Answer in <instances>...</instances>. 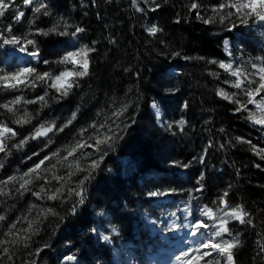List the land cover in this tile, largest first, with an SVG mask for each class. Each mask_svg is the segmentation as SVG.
<instances>
[{
  "label": "trees",
  "instance_id": "trees-1",
  "mask_svg": "<svg viewBox=\"0 0 264 264\" xmlns=\"http://www.w3.org/2000/svg\"><path fill=\"white\" fill-rule=\"evenodd\" d=\"M51 2L54 12L61 15L68 13V8L74 5L76 11L70 10L66 15L74 24L85 29L79 34L82 45L93 46L91 42L97 41L94 45L96 52L90 57L91 74L79 81L80 88L75 89L72 95L59 103L52 99L55 93L50 89L49 96L45 97L49 107L41 109L40 102L25 105L26 108L18 114H23L25 110L31 113L34 119L30 124L16 125L12 123L16 117L0 109V112H5L0 120H4L8 126L19 133L18 137L8 142L9 146L32 133L35 126L44 120L59 118L58 123H63L65 116H70L78 105H82L77 120L64 132L54 136L55 145L62 148L65 144L73 142L72 138L80 127L97 119V111L103 109L110 113L111 109L108 105L113 99L117 101L116 106L118 107L120 102L129 97L135 99L133 94L137 91L142 92L143 95L139 101L136 123L128 130L119 151L106 162L114 172L111 174L104 171L99 172L96 179L88 186V199L77 216H69L63 223H60L58 217H42L43 222L36 225L39 231L29 234L31 239L27 241V247L24 241L17 245H9L14 253V260L11 264H30L31 260H35L36 264H58L61 258L69 253L75 255L82 264H91L94 255L102 259L100 264H112L109 248L93 241L90 231L95 225L93 215L101 209L108 212L112 223L119 228L120 240L134 242V235L141 228L140 214L144 211L145 204L148 203L144 194L156 187L191 189L198 170L205 166L193 162L188 169H181L171 167L169 162L176 160L187 163L193 156H200L209 139L214 142L232 140L235 146L228 147L225 151H218L215 148L209 150L206 158L205 191L202 194L198 193V199L194 201L195 206L208 205L216 212L217 205H214L212 201L219 195L220 189L232 184L233 187L227 198L229 206L242 205L246 211L251 213L256 224L253 228L241 225L238 221L230 222L232 235L239 237V244L233 249L234 264H264V253L257 254V241L260 239L257 233L264 235V223H262L264 222V187H262L264 186V170H262L264 161L253 155L250 145L238 144L234 138L241 136L261 147H264V140H261V134L246 119L248 115L246 112L233 114L232 109L236 106L215 95L217 87H222L229 92L237 91L224 83L225 80H231L228 73L216 65L205 64L197 60L173 59L170 55L171 51L182 50L183 54L189 56L227 60L218 46L219 42L223 36L237 37L232 42L237 41L239 39L237 33L229 34L222 31V26L218 24L204 25L196 20L195 16L188 12L186 6L190 0H167V3L164 0H158L162 6L155 13L147 14L151 18L150 21L131 8L130 0H96V6H92V0H51ZM199 2L203 3V0ZM202 5L204 6V3ZM81 6L83 9L80 8ZM141 6L143 7L142 3ZM201 11L211 14L210 9L206 7H203ZM177 13L184 18L179 25L173 23ZM30 14L32 12L27 10L25 14L27 19ZM188 17L191 19L187 20ZM27 19L14 25L15 29L18 31ZM149 22L156 23L164 29L163 35L158 34L152 43L148 42L151 38L147 37L141 27ZM0 23L3 25L12 23L11 15L8 16L6 13L4 18H0ZM46 25V20L44 23L38 22L40 27ZM244 29L238 31L246 34ZM244 38L247 41L251 40L248 35ZM110 39L115 40V43H109ZM160 39H165L169 45L168 49L164 50L165 55L160 54L162 51L159 45ZM49 40L65 39L50 37ZM256 43L257 40L253 39L251 44L247 42L246 45L252 51H256ZM63 47L65 44L42 46V59L53 61L54 51L57 52L58 58L60 49ZM53 66V63H50L43 64L41 67L46 71H51L50 67ZM41 67L38 66V68ZM161 69L166 71L161 72ZM172 69L176 70L179 75L173 74L170 71ZM136 72L140 73V79L136 77ZM211 72H217L219 76L213 77L210 75ZM161 78L174 84L178 89L175 95L167 101L170 106L168 118L178 119L183 116L186 119L187 126L182 135L165 134L151 118L148 104L154 93L160 90L157 81ZM38 87L40 90L38 93L31 92L30 88L23 89L21 92L35 98L37 95H43V87ZM129 89H132V93H129ZM126 93L128 96L125 95ZM6 94L3 98L0 97V103L9 99L8 93ZM9 94L15 96L12 92ZM184 102H187L188 107L180 112ZM38 112L40 116L37 118ZM134 112L136 109L130 108L128 115ZM100 119L102 120L103 117ZM205 121L211 122L206 124ZM221 127L225 129L223 134L218 131ZM91 131L90 129L89 132ZM43 141L45 140H30L22 150L12 149V155L5 161V167L0 170V175H11L17 167L21 171L31 167L40 157H33L32 160L24 163L22 160L28 156L36 144L43 143ZM117 157L137 159L138 169L124 173ZM0 158H3V154H0ZM256 163L261 164L262 168H256L254 166ZM237 169H239V174H237ZM167 172L173 174L175 179L172 176L169 177ZM146 174L156 175L142 179V176ZM73 179H78V177H73ZM54 185L59 186L56 181ZM34 190L38 191V187ZM182 197L186 198V195ZM33 202L42 208L54 207L59 215H64L65 205L59 201L45 200L42 202L36 200L30 193L26 194L23 199L8 200L6 203H0V213L7 215V220L0 222L3 225L0 228V239L5 238L2 233L7 231L8 225L15 221L17 216L28 214V207ZM12 205L15 206L12 207ZM37 211L33 210L31 217H36ZM18 227L26 228L27 223L18 225ZM112 239L115 244L116 237ZM36 249H42L40 254L29 256V253L34 254ZM0 264H9L6 256L0 258Z\"/></svg>",
  "mask_w": 264,
  "mask_h": 264
},
{
  "label": "snow or ice",
  "instance_id": "snow-or-ice-1",
  "mask_svg": "<svg viewBox=\"0 0 264 264\" xmlns=\"http://www.w3.org/2000/svg\"><path fill=\"white\" fill-rule=\"evenodd\" d=\"M164 2L167 3V0H164ZM130 5L136 13H141L149 21L151 18L147 14L149 12L155 13L162 6L158 0H130ZM21 6L32 12V19L29 21L28 28L17 34L14 25L20 24L25 17V11L20 10ZM92 6H96V0H92ZM186 6L188 12L193 14L195 19L202 24H218L222 26L224 32L237 33L239 47L234 48L232 42L237 37L223 36L218 46L227 57V60L216 59L215 57L189 56L183 54L182 50L171 51V57L184 61L197 60L203 61L205 64L216 65L233 77V80H225L224 83L237 91L229 92L222 87H217L215 95L236 106L232 109L233 114L246 112L248 114L246 119L261 134V140H264V55L246 56L245 44L248 42L244 38L246 34L238 31L253 26L264 27V0H219V3L209 6L210 15L202 13L201 9L204 6L199 0H190ZM8 12H11L12 23L7 25L0 23V57L6 60L17 54H23L30 59L24 66L8 65L5 60H0V92H20L26 88L35 90L38 85L44 89L43 95H37L33 99H25L22 95H15L13 98L0 103V109H4L6 113L16 117L12 120V123L23 126L30 124L34 117L27 110L22 115L18 114L19 109L17 106L21 103L28 105L40 102L41 109H43L50 106L45 99L49 96L50 89L55 93L52 99L59 103L72 95L75 89L81 87L79 81L91 74L90 57L92 53L96 52L94 45L97 41L91 42L93 46L84 44L75 47V44L79 43V34L84 32L85 29L78 25L74 26L65 16L54 12L51 0H19V2L18 0H0V18H4ZM41 18L45 19L42 20ZM182 19L184 18L177 13L173 23L179 25ZM190 19L191 17L187 18V20ZM45 20L47 21L46 27L37 26L38 22L44 23ZM141 27L147 37L151 38L148 41L149 43H152L158 34L163 35L164 33V29L156 23L149 22ZM215 35H219V33H215ZM261 36L264 37V33H261ZM50 37L68 38L74 43L71 50H65L58 59L49 61L48 59H42V46L65 44L67 47L66 40L50 41ZM109 43L114 44L115 40L110 39ZM159 45L162 49L160 54L165 55L164 50L168 49V42L165 39H160ZM40 63L44 65L55 63L66 67L58 74L53 71L41 72L38 71L36 66H33ZM69 65L70 67H68ZM125 71H128V69H125ZM164 71L166 70L161 69V72ZM176 74L179 75V73ZM135 75L138 79L141 78L139 72H136ZM210 75L218 77L219 73L211 72ZM157 83L160 90L154 93L148 104L151 118L154 124L165 134L182 135L187 126L186 119L183 116L178 119L167 118L170 110L167 101L175 95L178 89L174 84L163 78L159 79ZM129 93H132V89H129ZM125 95L128 96V93ZM133 95L135 99L129 97V99L120 102L118 107L116 106L117 101L113 99L108 105L111 109L110 113L105 112L103 109L97 111V119L86 126L80 127L72 138L73 143L65 144L62 148L57 147L55 151L48 152L42 157L41 153L46 152L55 143L54 136L64 132L77 120L82 105H78L76 110L72 111L70 117L63 123H58L59 118L50 121L44 120L38 126H35L32 133L10 146L8 142L18 137L19 133L8 126L4 120H0V154H3V158H0V170L4 169L5 161L12 155V149L22 150L30 140L43 139L46 141L38 151L32 152L31 155L22 160V163H24L32 160L33 157H40L31 167L24 171L17 167L13 174L0 178V203L23 199L26 194L30 193L36 200L42 202L45 200L59 201L65 205L64 215H59L54 207L42 208L34 202L30 203L27 210L28 214L17 216L16 220L8 225L7 231L2 233L5 238L0 239V258L6 256L7 261L11 264L14 260V253L10 250L9 245H17L24 241L27 247V241L31 239L29 234H35L39 231L36 225L43 222L42 217H58L60 223H63L69 216H77L88 199V186L96 179L99 172L104 171L110 174L114 172L113 168L107 165L106 162L119 151L128 130L136 123L135 117L139 113V101L143 94L137 91ZM133 107L136 112L128 115L129 109ZM187 107V102H184L181 110ZM5 112H0V117H3ZM39 116L40 113L38 112L36 117ZM100 117H103V119L101 120ZM210 122L205 121L206 124ZM90 129L91 132H89ZM218 131L222 134L225 133V129L222 127ZM234 139L238 144L250 145V151L253 155L264 161V147L258 146L251 140L241 136ZM234 146L232 140L214 142L209 139L200 156H193L187 163L176 160L169 162L171 167L181 169H188L193 162L205 166L198 170V174L194 178V186L187 190L188 203L180 209L184 213L183 219L188 222L178 224L177 219L179 217H177L176 212L169 213L167 219L151 221L153 224L162 225L163 230L166 232L183 227L188 229L193 237L201 233L208 237L206 240L197 241L195 247H187L175 254L174 264H234L233 249L238 246L239 237L232 235L229 227L230 222L238 221L241 225L256 227L251 213L246 211L242 205L229 206L227 198L233 187L232 184L220 189L219 195L212 201L214 205H217L216 212L208 205H204L198 210L199 215H194L191 202L198 199L197 193L202 194L205 191L207 179L206 158L209 150L215 148L218 151H225L228 147ZM61 152H66V155H61ZM53 158H55V163H51ZM117 161L124 173L135 171L139 167V161L133 157L127 159L117 157ZM46 162H48L47 165ZM254 166L262 168L259 163ZM59 168H66V174H58ZM237 174H239V169H237ZM73 177H78V179L74 180ZM52 180H55L59 186H51ZM39 181H42V183L37 184ZM37 187L38 191L34 190ZM184 191L183 188L156 187L147 191L144 195L147 199H152L177 194L178 192L183 193ZM14 206L12 205V207ZM33 210H38L36 217H31ZM96 215L103 216V209L97 211ZM189 217H192L190 221ZM6 220V213H0V222ZM209 220L212 221L211 224H209ZM25 222L27 223L26 228L18 227V225ZM2 227L3 225L0 223V228ZM110 228L111 233H118L119 231L115 225H110ZM90 231L93 234L97 233L96 228H91ZM111 233L109 235L99 233V239L102 242L110 243ZM257 235L260 236L257 241V254L259 255L264 253V235L261 233H257ZM225 237H231V239ZM41 251L42 249H36V252L34 254L29 253V256H38ZM76 260L75 255H66L63 257L62 264L75 262ZM30 264H36V261L31 260Z\"/></svg>",
  "mask_w": 264,
  "mask_h": 264
},
{
  "label": "rangeland",
  "instance_id": "rangeland-1",
  "mask_svg": "<svg viewBox=\"0 0 264 264\" xmlns=\"http://www.w3.org/2000/svg\"><path fill=\"white\" fill-rule=\"evenodd\" d=\"M18 2H19V0H18ZM203 3H204V7L210 9L209 5L217 4V3H219V0H203ZM80 8L83 9L82 6ZM20 10L25 11V14H26L27 9L23 8V6H21ZM70 10L72 12L76 11L74 5H71L68 8V13L70 12ZM80 12H81V9H80ZM210 12H211V10H210ZM68 13L65 12V14H63V16H65L71 24L76 26V24H74L72 22L70 17H68V15H66ZM7 15L8 16L11 15V12H8ZM25 19H27L26 16L24 17L22 22H24ZM31 19H32V14L29 15L27 22H25L23 24V26L18 29V31L16 29L17 34H19L20 32H22L28 28L29 21ZM11 22H12V19H11ZM244 32H246V35H248L249 38H251V40H249L248 43L251 44L253 39L257 40L256 48L258 50V51L257 50L252 51L251 48L245 44L246 56L264 55V37L261 36V33H264V27L253 26L252 28H245ZM64 39L67 42V47L65 46V47H63V49H60L61 50L60 55H62L65 50H71V47L74 43L72 40H70L68 38H64ZM81 45H82V43L79 40V43H76L75 47H80ZM233 46H234V48L239 47V39L237 41L233 42ZM57 51H59V49ZM56 53L57 52H55V51L53 53V54H55L54 60L58 59ZM29 59H30L29 57H27L23 54H17L16 56L9 57L6 60H5V58L0 57V60H5V63H7L8 65H13V66H24ZM42 65H43V63H40L39 65L34 64L33 66H36L38 68V66L41 67ZM53 65L54 66L50 67V69H51V71H53L57 74L59 71L64 70V68L66 67L65 65H58L55 63H53ZM68 67H70V65ZM57 68H58V70H57ZM54 70H57V71H54ZM38 71L43 72L46 70L41 67V68H38ZM170 71L173 74L177 73L176 70H174V69H172ZM230 79L233 80L234 78L230 76ZM227 86H229V85H227ZM30 90H31V92H35V93L40 92L39 87H37L35 90L30 88ZM6 93H8L9 99L14 97V96L10 95L9 92H1L0 97L3 98L5 95H7ZM12 93L15 95H22L25 99H33L32 97L25 95L21 91L20 92H12ZM17 107L19 109V112L22 109L26 108L25 104H23V103H21ZM181 111L182 110L180 108V112ZM68 117H70V116L69 115L65 116L64 121ZM49 120H51V119H49ZM45 142L46 141H43V143L40 142V144H36L34 149L31 150V152L28 155H31V153L34 151H38L41 147H43V144ZM71 143H73V142H71ZM57 147L58 146H56L54 143L53 145L50 146V148L46 152H42L41 155L43 156V155L48 154V152L55 151ZM61 155H66V152H61ZM69 159L71 160L72 158L70 157ZM122 159H127V158L124 157ZM51 163H55V158L52 159ZM47 164H48V162H46V165ZM66 172H67L66 168H59L58 174L63 175ZM182 173H183V171L181 172V174ZM166 174L169 177L172 176L175 179L173 174H168V172ZM152 175H156V174L143 175L142 179H145V177H150ZM6 176H8V175H6ZM6 176L0 175V178L6 177ZM54 181L55 180H52L51 186H55ZM187 190L188 189H186L184 191L186 193H184V192L179 193L178 192L177 194H175V196L168 195L165 197L152 198V199H147L145 197V200H147L148 203L145 204V209H143L144 211L140 214L141 220H142L141 228L138 229V231L135 233L134 242H131V243L124 242L123 240H120V238L118 237L119 231H118V233H111L110 225H115V224L112 223L110 215L108 214V212L104 211L103 216H98L95 213L93 215V217L95 219V225L93 226V228L97 229V233L96 234L92 233L94 243L102 244L104 247L110 246V261L112 262V264H174L175 254H177L179 251H181L182 249H185L187 247H195L197 244V241L206 240V239H208V237H206L203 233L193 237L190 234L189 230L186 228H183V227L177 228L176 230L171 231V232H166L163 230L162 225L153 224L151 221L157 220V219H159V220L167 219L169 213L176 212L177 217H179V219H177V223L178 224L187 223L188 221H185L183 219L184 213L182 211H180V209H182L184 207V205L186 203H188ZM184 195H186V198L182 197ZM196 195L198 197V193ZM191 203L193 205L194 215L198 216L199 215L198 210L200 208H202L204 205L197 207V206H195L194 201H192ZM134 212H136V210ZM191 219H192V217H189V221ZM211 223H212V221L209 220V224H211ZM115 226L118 228L117 225H115ZM99 233H103L105 235H109L111 233V242L110 243L102 242L99 239ZM112 237H116V239H115L116 243L115 244L113 243L114 240L112 239ZM225 238L227 239V237H225ZM67 255H73V254L69 253ZM64 256H66V255H64ZM63 257L61 258V260L58 264H62ZM101 260L102 259L99 256L95 257V255H94V260L91 261V264H100ZM67 264H82V263L77 259L75 262H67Z\"/></svg>",
  "mask_w": 264,
  "mask_h": 264
},
{
  "label": "bare ground",
  "instance_id": "bare-ground-1",
  "mask_svg": "<svg viewBox=\"0 0 264 264\" xmlns=\"http://www.w3.org/2000/svg\"><path fill=\"white\" fill-rule=\"evenodd\" d=\"M114 251V250H113Z\"/></svg>",
  "mask_w": 264,
  "mask_h": 264
}]
</instances>
